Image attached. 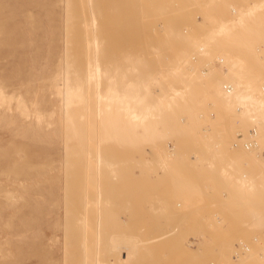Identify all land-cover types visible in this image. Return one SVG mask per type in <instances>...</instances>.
Wrapping results in <instances>:
<instances>
[{
  "label": "rangeland",
  "instance_id": "rangeland-1",
  "mask_svg": "<svg viewBox=\"0 0 264 264\" xmlns=\"http://www.w3.org/2000/svg\"><path fill=\"white\" fill-rule=\"evenodd\" d=\"M0 82V264H264V0H0Z\"/></svg>",
  "mask_w": 264,
  "mask_h": 264
},
{
  "label": "bare ground",
  "instance_id": "bare-ground-1",
  "mask_svg": "<svg viewBox=\"0 0 264 264\" xmlns=\"http://www.w3.org/2000/svg\"><path fill=\"white\" fill-rule=\"evenodd\" d=\"M231 19V18H230ZM227 21V20H226ZM225 23V22H224ZM223 30H225L223 27H221ZM221 29V30H222ZM243 29H245V28H243ZM222 30V31H223ZM92 41H89V45L90 46H92V43H91ZM219 60H220V62H222V59L219 57ZM176 73V72H175ZM98 77V71H96V68H95V65H94V63H92L91 61L88 63V72H87V78L89 79V80H94V79H96ZM191 77V76H190ZM188 78V77H187ZM226 87H229V89L228 90H231L230 92H232V93H228V92H226L225 91V94H227V96L228 95H232V94H234L235 93V91H236V88H233V86H226ZM110 89H111V87H109V90L108 91H110ZM79 90V89H78ZM133 90V89H132ZM139 90V89H138ZM225 90V89H224ZM59 91V93L60 94H63V95H70V96H72V95H74V92H72V91H65V90H58ZM112 94L113 93H115L116 94V92H115V89H114V91H113V89H111V91H110ZM126 92H128V90L126 91ZM132 93V92H131ZM107 94H108V92H107ZM118 94V93H117ZM116 94V95H117ZM122 96V95H121ZM116 97L117 98V100H119V99H121L122 97ZM8 97V95L5 93V91H4V88H3V85H2V83L0 82V104L5 100V98H7ZM229 97H231V96H229ZM237 98H238V101H237V103L238 104H242V103H245V102H248L249 104H248V106L246 107V109H249V105L250 106H252V107H254V108H256V110H261V113H259V118L260 119H264V102H263V99H257V97H256V95L254 96H252L251 94H249V93H242V94H240V95H237L236 96ZM100 98H104V99H106L104 96H103V94H101V97ZM124 98H126L125 97V95H124ZM129 98H131V96L129 97ZM136 98V97H135ZM128 99V98H127ZM127 99H124V101L125 100H127ZM134 99V98H133ZM142 99H143V97H142ZM99 100V99H98ZM108 100H109V97H108ZM228 100V99H227ZM129 101V100H128ZM139 101V100H138ZM122 101H120V103H121ZM140 102V101H139ZM146 102V101H145ZM228 102H229V100H228ZM17 105L18 106H20L21 104H23V101L21 100V97L20 98H17ZM123 103V102H122ZM69 104H70V102H69ZM128 104V103H127ZM126 104V105H127ZM138 103H135V105H137ZM109 105V104H108ZM148 106H149V104H148ZM162 106V104H157V105H155V106H151V107H154L153 109H154V116L156 115V113H155V111L156 110H158V109H160V107ZM107 107H109V106H107ZM128 107H130V106H128ZM127 107V108H128ZM133 107V106H132ZM147 108V107H146ZM145 108V109H146ZM125 109V108H124ZM133 109V108H132ZM142 109H144L143 107H142ZM129 110H131V109H129ZM145 111V110H144ZM153 111V110H152ZM151 111V112H152ZM126 112H127V110H126ZM153 113V112H152ZM152 113H149L148 112V110H146V112H144V113H137V112H131V115L130 116H132V118H134L135 120H139L140 122H144V120L146 119V118H148L149 116H153V114ZM39 119V118H38ZM134 122V121H133ZM139 122V123H140ZM142 122V123H143ZM137 123V122H136ZM145 123V122H144ZM133 124V123H132ZM136 125V124H135ZM243 176H245V175H243ZM262 184H263V186H264V183H263V178H262ZM256 186H258L257 184H256V182H252V183H249L248 185H246V190H248L249 192L250 191H254V189L256 188ZM82 263V262H81ZM92 263V262H91ZM84 264H88V262H85ZM93 264H97V262L96 261H94L93 262Z\"/></svg>",
  "mask_w": 264,
  "mask_h": 264
},
{
  "label": "built area",
  "instance_id": "built-area-1",
  "mask_svg": "<svg viewBox=\"0 0 264 264\" xmlns=\"http://www.w3.org/2000/svg\"><path fill=\"white\" fill-rule=\"evenodd\" d=\"M229 89V88H228ZM257 129L250 130L247 138L242 134H238L237 140L234 143L235 147H242L246 150L253 149L257 146ZM263 183H264V175H263ZM248 250V248H246Z\"/></svg>",
  "mask_w": 264,
  "mask_h": 264
}]
</instances>
